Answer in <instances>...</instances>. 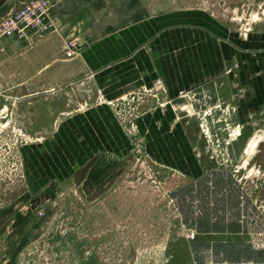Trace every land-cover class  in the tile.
<instances>
[{"label": "crops", "instance_id": "obj_1", "mask_svg": "<svg viewBox=\"0 0 264 264\" xmlns=\"http://www.w3.org/2000/svg\"><path fill=\"white\" fill-rule=\"evenodd\" d=\"M20 1L0 0V20ZM179 18L150 17L141 0H57L47 19L54 27L1 44L0 114L17 136L32 138L35 182L96 192L94 248L99 256L106 245L122 252L104 264H264L261 211L228 213V225L197 229L184 221L176 188L162 192L157 179L127 174L132 142L108 101L144 89H163L167 103L160 108L147 98L143 106L148 152L157 164L201 171L175 104L196 89L202 97L223 94L230 44L213 26H180ZM73 36L82 53L69 59L64 46ZM134 181L148 192L134 191ZM137 242L138 254L127 256Z\"/></svg>", "mask_w": 264, "mask_h": 264}, {"label": "rangeland", "instance_id": "obj_2", "mask_svg": "<svg viewBox=\"0 0 264 264\" xmlns=\"http://www.w3.org/2000/svg\"><path fill=\"white\" fill-rule=\"evenodd\" d=\"M25 1L27 0H21L18 5L21 6ZM51 1L54 7L57 0ZM141 1L143 7L148 8L150 17L179 14L180 26L191 24L194 28L206 24L213 26V32L217 35L224 37L227 34L225 37L230 44L229 63L232 67L253 64V53L264 51V0ZM175 24L178 23L175 21ZM160 92H163V89H144L139 90L137 92L139 95L132 98L129 103L120 99L121 97L110 101L109 106L115 108L113 103H118L117 110L120 109L121 114L126 113L133 124L132 151L127 159L130 169H127V174L131 171L133 176L157 179L156 183L163 188L160 190L170 193L178 185L188 186L190 181L186 176H202L205 175L204 170L208 172L212 171L211 167L216 168L218 173L215 175L243 176L244 180L239 181L242 182L244 193L252 196L254 204L257 203L264 214V170L252 165L243 173H239L255 157L257 152L254 147L255 141L264 135V131L256 134L255 130L251 134L252 137H248L251 139L250 146L244 153H240L233 141L238 136L240 128L226 138L230 141L229 146L225 143L224 135L220 134L222 130L214 131L218 133L213 134L209 130L207 134L210 136L205 138L200 128L196 138L198 141L195 143L196 159L200 166L202 163L205 166L206 162L209 164L205 168L201 166V173L196 171L195 174L194 171L185 169V164L181 169L157 164L153 154L146 148L148 139L141 130L139 120L147 98H152L157 106L165 108L167 103L161 98ZM190 96L191 100L183 98L181 105L175 104L182 117V124L184 122L183 126H188V122L197 112L201 113V117L211 112L209 104L204 106L203 101L198 100L194 93ZM220 113L216 117L219 118ZM117 119L120 123L119 118ZM216 119L210 121L213 122L212 125H217L216 128L223 126L224 120ZM31 139L17 136L12 129V123L3 119L0 114V264H99L101 261L98 259V250L94 248L96 217L93 199L96 192L94 193L90 187L83 192L80 187L68 182L62 185L55 182L46 187L35 182L31 175V172L35 171V166L28 152ZM200 141L204 142L203 147ZM211 171L207 174L213 176ZM135 182L139 181L132 184L134 191L148 192L147 185H142L145 188L140 190V186ZM251 209L254 210L253 207ZM139 245L140 242L136 244L137 248L128 250L127 256L137 255L140 251ZM106 246L101 249L100 264H104L103 258L122 255L120 249L116 250L113 247L110 250V246ZM95 253L97 263L94 262Z\"/></svg>", "mask_w": 264, "mask_h": 264}, {"label": "flooded vegetation", "instance_id": "obj_3", "mask_svg": "<svg viewBox=\"0 0 264 264\" xmlns=\"http://www.w3.org/2000/svg\"><path fill=\"white\" fill-rule=\"evenodd\" d=\"M252 59L253 64L230 67L224 72L223 76L226 81L223 84L222 95L216 91H207L202 97L201 91L192 90L197 99L203 101L204 106L208 104L211 106V112L208 113L209 115L205 113L202 117L201 113L197 112L194 114V118L188 122L185 133L190 144L195 145L198 141L196 138L201 128L203 132L201 133L205 138L210 136L207 134L209 130L212 134L218 133L214 131L222 130L220 134L224 135L226 140L224 141L228 145L230 141L226 138L233 135L237 128H240L238 136L233 141L237 144L238 152L244 153L250 146L251 139L248 137L255 130H257L256 134L264 131V51L254 52ZM192 92L189 91V93ZM186 96H180L178 99L180 102L183 98L191 100V96H187V98ZM219 113L220 117L218 118L216 116H219ZM215 119L224 120L223 129L222 125L219 128H216L217 125H212L213 122L210 121ZM200 145L203 147L204 142H201ZM254 147L257 151L255 157L248 163V166L242 168L244 169L242 172L239 171L240 174L252 165L264 170V135L257 142L255 141ZM183 165L182 163L181 166ZM208 165L206 162L205 166ZM201 166L205 168L203 163ZM211 169L213 176L208 175L210 171L205 170V175L202 176H186V179L190 181L189 185L182 186L181 184L175 189L179 196L178 203L181 210L184 211L186 223L197 227V229L224 227L228 225L222 218L225 214L237 215L244 209L252 207L254 210L260 211L257 203L254 204L252 196L244 193V189L241 187L242 182L239 180L243 181V176L215 175L218 170L212 167ZM187 194L191 197L189 205L185 201ZM188 211L191 213L189 214ZM232 225L239 226L241 221L236 220Z\"/></svg>", "mask_w": 264, "mask_h": 264}, {"label": "built area", "instance_id": "obj_4", "mask_svg": "<svg viewBox=\"0 0 264 264\" xmlns=\"http://www.w3.org/2000/svg\"><path fill=\"white\" fill-rule=\"evenodd\" d=\"M53 2L51 0H27L19 8L11 11L0 20V46L4 39L16 36L18 38H28L31 34L43 33L48 28L54 27V23L47 22L48 16L52 10ZM65 55L67 58L72 59L81 55V44L78 37L71 38L65 42L64 46ZM138 93L129 94V96H122L120 99L123 101H131ZM118 100V99H117ZM116 100V101H117ZM133 100V99H132ZM112 101V100H111ZM111 102L108 101V105ZM112 109L116 117L119 118L120 125L128 136L129 141H132L133 124L131 118L125 113L121 114L118 103H113ZM130 112V110H129ZM132 115V113H131ZM196 233L189 232L188 238L194 239Z\"/></svg>", "mask_w": 264, "mask_h": 264}]
</instances>
